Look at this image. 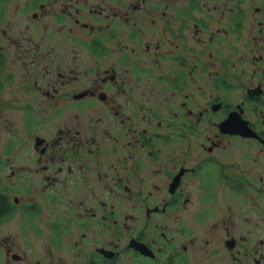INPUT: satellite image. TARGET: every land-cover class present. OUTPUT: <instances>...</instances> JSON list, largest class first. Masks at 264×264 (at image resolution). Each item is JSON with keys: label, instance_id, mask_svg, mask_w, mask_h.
Returning a JSON list of instances; mask_svg holds the SVG:
<instances>
[{"label": "flooded vegetation", "instance_id": "obj_1", "mask_svg": "<svg viewBox=\"0 0 264 264\" xmlns=\"http://www.w3.org/2000/svg\"><path fill=\"white\" fill-rule=\"evenodd\" d=\"M16 6L0 264H264V0Z\"/></svg>", "mask_w": 264, "mask_h": 264}, {"label": "rangeland", "instance_id": "obj_2", "mask_svg": "<svg viewBox=\"0 0 264 264\" xmlns=\"http://www.w3.org/2000/svg\"><path fill=\"white\" fill-rule=\"evenodd\" d=\"M19 0H14L13 2L10 3V5L8 6L7 10H8V16H7V21L5 24H1L0 23V36L1 34L3 33V31H7L11 34H16L17 33V30L18 27H17V15H16V8H17V3H18ZM206 1H209V0H206ZM7 6H4V5H1L0 6V11L2 10H5ZM222 24H220V26L217 25V28H222L221 26ZM12 26V27H11ZM222 51L224 50V45L222 44L221 45V48H220ZM201 101H203L201 99Z\"/></svg>", "mask_w": 264, "mask_h": 264}, {"label": "trees", "instance_id": "obj_3", "mask_svg": "<svg viewBox=\"0 0 264 264\" xmlns=\"http://www.w3.org/2000/svg\"><path fill=\"white\" fill-rule=\"evenodd\" d=\"M10 0H0V4L9 2Z\"/></svg>", "mask_w": 264, "mask_h": 264}, {"label": "water", "instance_id": "obj_4", "mask_svg": "<svg viewBox=\"0 0 264 264\" xmlns=\"http://www.w3.org/2000/svg\"><path fill=\"white\" fill-rule=\"evenodd\" d=\"M226 128H227V124H225V125L223 126V130H226Z\"/></svg>", "mask_w": 264, "mask_h": 264}]
</instances>
